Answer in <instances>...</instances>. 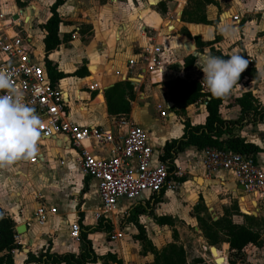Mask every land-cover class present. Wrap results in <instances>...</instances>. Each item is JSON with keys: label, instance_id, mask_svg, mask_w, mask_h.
I'll return each mask as SVG.
<instances>
[{"label": "rangeland", "instance_id": "obj_1", "mask_svg": "<svg viewBox=\"0 0 264 264\" xmlns=\"http://www.w3.org/2000/svg\"><path fill=\"white\" fill-rule=\"evenodd\" d=\"M53 1L54 0H14L12 2V0H9L7 4L9 8H13V11L15 9H23L27 16H32L33 25L30 27V32L33 34L38 43L39 49L43 53L42 39L45 33L42 30V25L50 16L49 8ZM158 1L160 2L161 0ZM210 1L211 3H205L200 0H179L178 10L181 9L185 2L181 15L176 25L174 24L176 29L175 32L185 37L182 39V42L181 39L179 41L178 39L174 40L176 43L175 46L177 45L182 48L181 50H178L180 58H185L187 53L194 50L193 45L195 47L196 45L192 37L195 36L201 38L202 41L203 38L206 40L205 43L203 42L205 44L204 47H196L197 55L208 52L217 56L222 52L229 51L231 54H240L244 56L246 52H252L257 48H261V50L264 51V14H258L255 17L253 14L254 12H252L254 2H258V6H263L264 0ZM133 2L142 8H146L148 5V0H133ZM156 2L157 0H150L149 4L154 5ZM167 2L171 1L169 0ZM169 6L172 11L170 12V15L163 13V9L159 8V6H156L153 9L161 15V19L164 22L171 23L169 18L171 15L175 16L176 13L174 11L175 7L171 3ZM89 9L90 5L87 7V10ZM178 10L177 14H179ZM150 11L152 12L153 10ZM151 12L149 14L151 19L155 22L161 21V19L159 20L152 15ZM183 14H185L184 19H186V25H191L189 26V29L191 28V33L187 30V27L183 26L181 23ZM236 14L239 15V18L241 19L239 24L232 21V17ZM200 16H206V19L208 18V24L196 23V20ZM252 18L257 19L256 23L246 26L247 22L251 21ZM63 23L65 27H61L60 30V33L63 35L62 41L59 48L54 51L57 52L58 55L55 57L56 60H50L56 64L57 69L60 71H62V68L68 71V69L71 68H81L82 66H85L89 72V76H92V74L89 71L88 65H100L101 70L96 73V75L94 74L97 76L95 79L91 78L87 83H79L78 78L67 77L63 80L68 86L66 88L65 86L67 84H62V87L65 88L67 96L73 99L74 104L72 108L73 110H77V113H79L78 116L82 119L81 121H86V123L98 126H107L112 120V115H110L107 110L106 101L104 110L102 109L104 105L96 99V97L99 96V93L90 90L88 87L93 84L91 83L93 80L100 82L99 84H105L106 81H104V79L106 77L104 75L107 73L108 68L114 72V68L112 69V66L109 67V62L112 59L114 52H117V44L114 43L115 41L111 38L112 36L115 37L114 31L104 33L103 36H100L97 30L98 36L96 40L90 25L84 23H81V25L76 20ZM220 23H222L221 26H219ZM66 24H68L69 28L66 27ZM76 26L80 27L77 32L78 36L77 34H73V32L76 33ZM235 27H237V29H235ZM163 33H166L167 36L168 34L171 36L174 32L170 31L168 28L166 29V27L162 25L160 30L156 31L155 34ZM151 34H153V31L149 32L148 35ZM256 37L260 38L257 40ZM244 38L246 40L247 51L242 42ZM220 42H222L221 45H219ZM234 48L235 50H233ZM249 64L252 66H259V62L256 64L255 61L252 62V64ZM199 75L198 71V78H200ZM262 75L264 78V71H262ZM261 78L257 77L256 81L258 84L262 83L264 86V79L261 81ZM174 79V76L166 74L162 82L163 88L134 89L135 96L131 102L130 113L127 116L129 117V115H132L133 117H131V119L134 123L142 121L145 122V124L147 123L144 130L149 131V134H155L157 132L161 135V130H163V128L167 129L168 122H171L170 127L172 130H175L173 132V137L177 139L183 130L184 122H188L192 125L201 124V113L204 111L203 103H205V99L202 98L189 106H183L182 104L172 102L169 97V88L167 84ZM123 81L129 82L130 80L123 78L122 82ZM117 82L120 81H115L113 83L115 84ZM138 84L139 83L136 82V85ZM85 85L88 87L82 88V86ZM107 87L108 86H104L102 93H105ZM158 106L161 108L160 111L166 113L165 116H161L160 112L157 111ZM166 106L171 109L168 111ZM106 112L108 114H106ZM134 117H139V120L135 121ZM148 123H151V125ZM154 126L156 127V130ZM246 130L242 132L241 130H236L234 131V134L246 138V136H249ZM255 132L254 135H258L257 139H263L262 141H264V123L258 126ZM40 143L45 146L51 144V142H49V144L47 142L43 143L39 141L38 144ZM262 144L264 145V142ZM38 149L37 155L41 160L40 165L30 166L28 165V160H21L10 167L0 169V206L4 208V211L0 208L1 215L9 218L13 216L17 219L30 222L34 218L33 213L37 206L36 203H41V200L37 199V197L40 196L43 198L44 202H47L48 195L46 193L49 184L47 182L50 180L46 182L44 178H40V173L46 168H51L50 170L57 168V162L54 161L55 157L48 155V150L44 146H39ZM59 150H61L59 152L65 160L66 165L61 167L59 172H54L57 177L55 174H51V179L59 180V183H62L60 184L61 188H66V185L69 182L78 184L80 182V175L78 173V168L73 163V152L60 148ZM188 158L190 157L188 156ZM192 159L198 163L200 156L196 154ZM56 180H52V183L58 186ZM183 180L184 182H182ZM84 183L86 185L87 182L82 180L81 187L73 189L66 188L67 190H65V199L73 208H71V206L64 207L63 194L59 193V189L55 191L51 190V193L56 196H53V199H51L50 206H53L54 208L56 207L55 209L58 214L55 217H49L44 226L39 228V231L41 232L49 228L53 229H51L52 231L49 240L46 242V245H44L42 250L38 252V255L46 251L58 253V251H55V246H59L58 242L54 245L52 241H54L59 235L60 229L66 228V226L61 227L64 214L66 216H71L73 209L77 210L78 205L86 202V200L82 198V188L85 186ZM178 183L179 185H177L175 189L169 191L172 196L170 197V201H166L167 204L164 206L165 210L156 212V206H153L152 208L148 207L149 210L151 209L152 211L150 210V212H147V210H145L138 214L139 216L143 213L140 216H143V218H133V216H130L125 224L122 225L123 229L125 226H129L125 231L123 230L122 239L112 241L107 236V232L92 233L98 234L92 240L90 239L91 243L93 241L95 246L93 247L92 243L93 252L96 255L101 256L106 254L107 250H112L111 252H113L116 258L121 261V264H153V256L150 253L144 252L143 245H145V243L139 240L141 237V230L139 231V229H135V231H133V227L130 226L132 223L135 225L136 222L142 227V238L145 239L146 242H149L159 252L174 244L173 236L175 232L178 236V244L183 246L189 264H214L211 260L209 250L211 245H209L203 238L197 217L210 219L214 222L220 218L222 213L221 205L223 202H231V200H227L226 198L228 196H224L223 193H221V190L216 186L202 184L200 181L192 179V175H186L184 173V177L181 180H178ZM182 183L187 184H185L184 187L182 186ZM87 186V190L89 191V185ZM72 193L75 194L73 195ZM161 196L162 195H160V197ZM162 201L163 200H161V202ZM90 206L91 205L89 204L86 205V207ZM214 207H216V211L213 209ZM208 208H211L212 211H209ZM246 210V215L252 216L259 221H264L263 217L258 215L255 209L253 210L247 207ZM156 216H167L172 220L174 227L157 226L154 220V217ZM232 220L233 222L238 221L236 218H232ZM86 223L83 222V226H87ZM132 231L134 233L129 235ZM218 239L219 242L214 245V249L218 250L220 253L213 256L216 264L221 263L223 256L226 258V264H264V230L263 239L260 244L257 246L249 245L242 252L231 251L228 248L226 237L224 235L220 234ZM78 243L81 245L79 241ZM69 248L70 247L67 246V249ZM120 250L122 253H119ZM16 251L17 250H15L14 253H11V255L13 256ZM221 254H223V256ZM95 264H102V262L98 261Z\"/></svg>", "mask_w": 264, "mask_h": 264}, {"label": "built area", "instance_id": "obj_2", "mask_svg": "<svg viewBox=\"0 0 264 264\" xmlns=\"http://www.w3.org/2000/svg\"><path fill=\"white\" fill-rule=\"evenodd\" d=\"M8 2L0 0V71L11 75L13 82L23 90L25 102L40 118L39 141L64 140L66 146L62 147L74 152V162L81 175L96 182L99 206L92 214L93 222L111 225L107 236L112 241L120 240L123 238L122 223L143 204V195L157 196L164 189H175L184 173L179 169L169 172L168 162L155 156L147 131L125 115L112 117L107 128L76 122L72 108L74 102L67 96L61 81L54 86L50 83L45 55L30 32L32 17H25L23 9L19 12L18 9H8ZM232 21L239 24L241 19L234 15ZM166 39L144 48L138 59L128 60L124 78L139 82L145 73L163 78L178 64L181 70L174 75L194 80L178 60L176 47ZM88 88L99 90L98 84ZM160 110L158 106L157 111L165 116L166 113ZM39 163L37 156L28 160L30 165ZM201 163L206 174L228 172L246 195L258 204L264 219V166L250 156L215 148L202 150ZM37 199L42 201L40 196ZM55 214V208H48L42 202L34 211L39 224H44ZM80 232L77 222L69 224V237L75 242L79 241ZM19 237L18 233L14 235L17 245Z\"/></svg>", "mask_w": 264, "mask_h": 264}, {"label": "crops", "instance_id": "obj_3", "mask_svg": "<svg viewBox=\"0 0 264 264\" xmlns=\"http://www.w3.org/2000/svg\"><path fill=\"white\" fill-rule=\"evenodd\" d=\"M149 1L150 0H148L147 7L142 8L141 6H137L136 4H134L133 0H122V1H120V0H63V4L58 8L59 17L61 20V23L59 25V34L58 35H59V38L61 41H62L63 35L60 33V30H61V27L62 28L65 27L63 22H69V21L76 20L80 24L84 23V24L90 25L91 30L93 31L96 40H97V36H98L97 30H98V33L100 36H103L104 33L114 31L115 35L114 34L113 35L115 37L112 36L111 38L115 41L114 43L117 44V48H116L117 52H114V55L112 56V59L109 62V67L112 66V69L114 68V72H113V70H110L108 68L107 73H105V75L103 74L106 77L104 79V81H106V83L103 85L99 84L100 82H98V81H95V80L91 81V83L98 84V86H99V90H98L99 96H97L96 99L104 105L103 107L101 106L102 109H104V110H105V100L103 97L104 93H102L101 90H103L104 86L114 85L113 82H115V81L122 82V79L124 78V75L126 74V71H127L126 66H127L128 60L138 59L140 52L144 48L148 47L150 44H157L161 41L167 40L166 38H168L171 41V45L173 47H176V53L178 56V60H180V61L182 60V58H180L179 52H178V50H181L182 48L178 47L177 45L175 46L176 43L174 40L178 39V41H179L181 39V42H182V39L185 37L183 35H180L177 32H175L176 29H175L174 24L176 25L180 15H181V12L185 6V2L183 4V6L181 7V9L178 10L179 0H170L171 2H167L169 0H161L160 2L157 0L156 4H154V5H150ZM161 3H164V7H165V9L163 10V13H166L169 15H170V12H172L169 4L171 3L175 7L174 11H175L176 15L175 16L171 15L169 18V20H171L170 21L171 23L164 22L161 19V15L153 9L156 6L158 7L159 4H161ZM89 5H90V9L87 10V7ZM7 8L10 9L9 6H7ZM147 8L150 10H153V11L151 12ZM252 9H253L252 12H254L253 14L255 17L258 14H264V5L258 6V2H256V3L254 2V6L252 7ZM11 10H13V8ZM177 10L179 11V14H177ZM150 12L157 19H159V20L161 19V21L155 22L153 19H151V16L149 15ZM24 13H25V10H24ZM25 15H26V13H25ZM220 19H221V17H220ZM207 20H208V18H207ZM256 20H257L256 18H252L251 21L247 22L246 26L251 25L253 23H256ZM181 23L183 24V26L187 27V30L191 33V28L189 29V26H191V25H189V24L186 25L185 22L184 23L181 22ZM221 24L222 23H220L219 26H221ZM232 24H233V22H232ZM162 25H164L166 27V29L168 28L170 31H173L174 33L171 36L168 34V36H170V37H168L166 35V33L155 34L156 31L160 30ZM66 27L69 28L68 24H66ZM79 29H80V27L76 26L75 27L76 33L73 32V34L74 35L77 34V36H78L77 32L79 31ZM151 31H153V34L148 35L149 32H151ZM191 35H193V34H191ZM172 37H174V38L171 39ZM202 38H203V36H202ZM256 38L258 40V38H260V37H256ZM200 40H201V42H204V43L206 41V40H204V38H203V41L201 38H200ZM178 41H177V43H178ZM242 42L244 43L243 45L247 51L245 38H244V40H242ZM221 44H222V42L219 43V45H221ZM193 47H194L193 48L194 50L191 51L190 53H187V55H186V57L193 56L195 58L194 65L189 70L190 76L193 77L194 80H201V79L203 80L204 73L202 72V70L200 68H198L196 66V58H197V56H199L196 53L197 48L194 45H193ZM233 50H235V48ZM51 55L49 56V59H51L50 58ZM221 55L229 57L232 54L229 51H225V52H222ZM243 57H245L249 61V63H251V64L254 61L256 62V64L259 62V66H257V65L252 66L250 64H248V65L251 66V68L255 67L254 69L257 72V77L261 78L263 76L262 71H264V51L261 50V48H257L252 52H246V54ZM195 68H197V69H195ZM77 69L78 68H71V69H68V71H66L65 69L62 68L61 72L65 73V74H70V73H73ZM180 70H181V66L176 64L171 68V70L168 74L172 75L176 78L174 73L179 72ZM198 71L200 74L199 75L200 78L197 77ZM95 75L92 74V76L88 75L87 77H85L83 79H78V82L79 83H87L88 81L91 80V78L95 79L97 77ZM256 79L252 80V81H248L247 77H244L243 79H239L238 85L234 87V89L232 90V92L230 93L229 96L224 98V100L220 106L219 112H220V116L223 120H238L241 117V110H240L239 105H237L236 100L238 98H240L245 93H250L252 95V97L255 100V103H253V105H255V107L257 109L264 108V86L262 85V83L258 84ZM263 79L264 78L262 77L260 80L263 81ZM163 80H164V77L161 78L157 74L145 73L143 78L139 82L136 81L139 84L137 86H133V85L132 86L134 87V89L135 88H138V89L139 88H145V89L163 88L162 87ZM60 81L64 85L67 84L64 82L63 79ZM67 86H68V84L65 87L67 88ZM87 87L88 86H86V85L82 86V88H87ZM70 99L73 100L72 98H70ZM130 105H131V102H130ZM166 109L169 111L171 108H168L166 106ZM203 110H204L203 113H201V122H200L201 124L204 123V120L206 117L205 103H203ZM78 114L79 113H77V110H74V120L76 122H78L80 124H89V123H86V121H81L82 119H81V117L78 116ZM106 114H108V113L106 112ZM157 114H158V112H157ZM112 117H114V116H112ZM131 117H133V116L129 115L128 118L131 121H133L131 119ZM138 118L139 117H134V120L138 121L139 120ZM110 123H111V121H110ZM110 123L107 126H99V127L107 128L110 125ZM135 123L137 125H140L141 127H143V129H145V125L147 124V123L145 124V122H143V121L142 122H135ZM263 123H264V120L261 122H257L254 125L244 123L245 125L242 128L237 129V130H241V132H242V131H245L247 129L246 132L248 133L249 136H246V138H245L243 136L241 137V136L236 135L237 137L243 138L247 142H251L260 148L261 152L258 153L257 155H255V160L257 161V163L260 166H264V145L262 144L264 141H262L263 139H257L258 135H254V134L256 133L255 131H256L257 127L262 125ZM148 124L151 125V123H148ZM170 124H171V122H168L167 129L163 128V130H161V132H162L161 135L158 134L157 132L155 134H149V131L146 130L147 133L149 134L148 135L149 144L152 147V149L155 151V156L158 155V157H159L160 153L162 152V148L166 142L175 139L173 137V132L175 130H172V128L170 127ZM92 125H94V124H92ZM95 126H98V125H95ZM155 130H156V127H155ZM182 132H183V130L181 131L180 136L182 135ZM46 142L47 143L51 142V144L49 143L50 144L49 146H45L42 143H40V144H38V147L44 146L48 150V155H52L53 157H55L54 161L57 162V166H56L57 168H55L53 170H50L51 168H48V169L46 168L47 169V170L45 169L46 171L44 170L43 172L40 173L41 175L39 174L41 176L40 178H44L46 180V182L48 180H50L47 182V183H49L48 187H47L48 190L46 193L48 195L47 202H44L43 198L41 201L46 207L54 208L53 206H50V204H51V199H53V196H56V195L51 193L52 192L51 190L55 191L58 189H59V193L63 194L64 207L65 206H71L70 204L67 203L68 201L65 199L64 194H65V190H67L66 188H70V189L71 188L72 189L73 188H79L82 185V180H85L87 182L86 185L84 183L85 186L82 188V198L84 200H86V202L82 203L81 205H78L77 210L73 209L74 214L72 212L71 216H66L64 214V216H63L64 218L62 219L63 224L61 227L66 226V228L60 229L59 235L56 237V239H54V241H52L54 243V245H55V243L58 242L59 246H55V249H56L55 251H58L57 254L69 253V254H72L74 256H77L79 251L82 249V244L79 245L78 242H75L74 240H72L69 237V224L72 222H77L80 225V228H82L83 222L84 223L87 222L86 223L87 226H84V227H89V226L91 227V226L96 225V223L93 222V218H92L93 212L99 206V199H98V195H97V191H96V182L93 180H90L88 178H84L81 175L78 166L74 162V158H75V156H74L73 163L78 168V173L80 175L79 176L80 182L78 184H76L74 182H69L66 185V188H61L60 184H62V183H59V180L57 181L56 179H51V176H52L51 174H55L54 172H59V169L66 165L65 160L60 155L59 151H61V150H59V148L63 149V150H69V149L66 147L63 148L64 146H66V144L64 143V140H61V139H55L52 141H45L43 143H46ZM73 154H74V152H73ZM196 154H198V156H200L198 163H196L192 159V157ZM36 156L38 157L37 154H36ZM188 156L190 158H188ZM201 160H202V151H198L193 147H188L184 150V152L179 153L177 155V158H176L174 164H175L176 170L179 169L183 173H185L186 175H192V179H196L197 181H200L202 184L216 186L217 188H219L221 190V193H223L224 196H228L226 199L231 200V202H228V201L223 202V204L221 205V212L222 213H221L220 217L223 215V208H229L231 206L232 202H235L237 204L239 214H241V216L240 215L232 216V218L238 219V221L233 222L235 224H243L242 215L249 216V215H246L247 214V212H246L247 207H249L250 209H253V210L255 209L257 211V214L262 216L261 210H260L258 204L255 201H253L248 195H246V193L243 191L242 187L237 185L234 182V180L232 179L231 175L228 172L219 171V172H216L213 174H206V172L204 171V169L202 167ZM61 161L63 162L62 165H60ZM39 162H41L40 159H39ZM28 165H30V164H28ZM38 165H40V163ZM38 165H30V166H38ZM55 176H56V174H55ZM52 180H54V181L56 180V182L58 183V186L55 185L54 183H52L53 182ZM185 184H187V183H184L182 186H184ZM87 185H89V188H90L89 191L87 190L88 189ZM169 191L170 190H165V189L162 190L161 193H162L163 197L162 196L159 197L161 193L157 196L154 195L155 197H158V201L155 204H154V199H151L152 196L143 195L141 200L144 199V202L142 205L138 206L139 207L138 209H140V208L142 209V208H146V207L152 208L153 206L154 207L156 206V210H155L156 212L165 210L164 206L167 204L168 201H170V197L172 196L171 192H169ZM161 200H163V201L161 202ZM71 203H73V202H71ZM37 204L38 203H36V205ZM87 204H89L91 206L86 207ZM36 207H35V209H36ZM0 208H1V210L4 211V208L2 206H0ZM71 208H73V207L71 206ZM213 209L216 211V207H214ZM147 210H148V212H150L151 209L149 210V208H148ZM132 213H133V211L131 212V216H132ZM57 214H58V212L56 210V214L54 216H49V217H55V216H57ZM141 215H139L137 217L143 218V216L140 217ZM1 216H3V215H1ZM33 217H34V213H33ZM156 217H167V216H156ZM11 219L14 221V223L16 225L15 228L17 226H20V225L25 226V231L22 234H20V237H19V244L18 245H20V249H18L15 252V254H13V256H12L14 264H24L28 258V255H32L34 257H38L40 255V254L38 255V252L40 250H42L44 245H46V242L49 240L50 235H51V231H52L51 229H53V228L46 229L43 232L39 231V228L44 226V224L46 222L44 224H39L35 220V217L30 222L17 219L13 216H11ZM125 222L126 221H124V223H122V225L125 224ZM132 224L130 226L133 227V231H135V229H137V228L134 224L133 225ZM139 224H140V222H139ZM122 225H121L122 232H123V230L125 231L129 227L127 225L123 229ZM108 226H110L109 231H111V229H112L111 225H108ZM157 226H159V225H157ZM160 227H167V226H160ZM133 231L131 233H129V235L133 234L134 233ZM61 233H62V235H61ZM92 233H101V232H92ZM92 233L88 234L89 240L90 239L92 240L94 237H96L98 235V234H92ZM92 243H93V247H95L93 241H92ZM67 246H69L70 248L67 249ZM78 247H80V248H78ZM64 251H67V252H64ZM111 251L112 250H107L106 254H108V253L113 254V252H111ZM42 253H44V252H42ZM50 253H54V252H50ZM119 253H122L121 250L119 251ZM106 254H104V255H106ZM104 255H101V256L96 255V256L102 257ZM221 255L223 256V254H221ZM98 261L100 262V260L98 259L96 261V263ZM28 264H36V263H28ZM113 264H116V263H113ZM220 264H226V258L224 256L222 257Z\"/></svg>", "mask_w": 264, "mask_h": 264}, {"label": "trees", "instance_id": "obj_4", "mask_svg": "<svg viewBox=\"0 0 264 264\" xmlns=\"http://www.w3.org/2000/svg\"><path fill=\"white\" fill-rule=\"evenodd\" d=\"M205 3H211L210 0H200ZM63 4V0H54L49 8L50 16L42 25V30L45 35L42 39L43 51L45 55L44 63L47 74L52 86L58 81L66 77H76L83 79L89 75L85 66L78 68L73 73L65 74L57 69L52 60H56L58 55L56 51L61 40L59 38V25L61 23L58 8ZM159 8L165 9L164 3L159 4ZM182 17V22L186 23V19ZM196 23L208 24L206 16H200ZM191 37V36H189ZM197 48L204 47L205 44L200 41L199 37H192ZM225 60L228 56L218 54ZM245 58V57H244ZM246 59V58H245ZM195 62L193 56H188L181 60V65L185 71H189ZM91 74H96L101 70L100 65H88ZM247 77L248 81L257 78V72L254 68L248 65L247 69L241 74L240 79ZM169 97L172 102L182 104L183 106L193 105L200 99H205L206 117L203 124L192 125L188 122L183 124L182 135L164 144L162 152L159 155V160L168 162L169 172L176 170L175 160L179 153L184 152L188 147H193L198 151L206 148H215L227 150L234 153L250 156L255 159V155L261 152L260 148L251 142H247L243 138L237 137L234 131L242 128L245 124H256L264 120V108L257 109L253 103L254 98L250 93L243 94L236 100L241 110V117L238 120H223L220 116V106L224 98H215L203 85L202 80H191L188 78L176 77L168 82ZM134 87L130 82H118L104 93L106 107L112 116H127L130 113V102L134 99ZM245 123V124H244ZM184 181V180H183ZM182 181V182H183ZM162 195V193L160 194ZM160 197V196H159ZM154 204L158 201V197L152 196ZM136 207L133 210L132 216L137 217L140 212L148 209ZM148 212V210H147ZM240 215L237 204L232 202L229 208H223V215L216 221L197 217L203 238L206 242L214 246L219 242V235L226 237L228 248L231 251L242 252L247 246H257L263 239L264 221H259L252 216L243 217V224H235L232 221V216ZM154 220L159 226H167L173 228V222L168 217H154ZM15 223L9 217L0 215V264H14L11 252L20 249V245L14 243ZM135 226L141 230L140 241L144 242L143 249L145 253H150L153 256V264H189L186 259V253L182 245L178 244V236L174 232V244L168 246L163 251L156 250L149 242L142 238V227L135 222ZM110 226L103 225L97 222L95 226H82L79 241L82 244V249L77 256L69 253L57 254L46 251L38 257L28 255L24 264H95L99 259L102 264H121V261L114 254H106L102 257H97L92 249L91 241L88 239V234L92 232H109ZM143 252V254H144ZM220 253L213 249L210 252L211 260L214 264L213 256Z\"/></svg>", "mask_w": 264, "mask_h": 264}, {"label": "clouds", "instance_id": "obj_5", "mask_svg": "<svg viewBox=\"0 0 264 264\" xmlns=\"http://www.w3.org/2000/svg\"><path fill=\"white\" fill-rule=\"evenodd\" d=\"M225 60L208 52L196 58L204 73L202 83L215 98H226L238 85L249 61L240 54ZM0 169L21 160H31L38 153L41 120L25 102V94L11 75L0 71Z\"/></svg>", "mask_w": 264, "mask_h": 264}, {"label": "water", "instance_id": "obj_6", "mask_svg": "<svg viewBox=\"0 0 264 264\" xmlns=\"http://www.w3.org/2000/svg\"><path fill=\"white\" fill-rule=\"evenodd\" d=\"M129 82L131 83V85H133V86H137V85H136V81L130 80ZM112 86H113V85L108 86L107 89L111 88ZM171 105H172V103H171ZM208 210H209V211H212L211 208H208ZM15 231H16V233H18V234H22V233L25 231V226H24V225L17 226V227L15 228ZM213 249H214V246H211V247L209 248L210 252H212Z\"/></svg>", "mask_w": 264, "mask_h": 264}, {"label": "bare ground", "instance_id": "obj_7", "mask_svg": "<svg viewBox=\"0 0 264 264\" xmlns=\"http://www.w3.org/2000/svg\"><path fill=\"white\" fill-rule=\"evenodd\" d=\"M18 12H19V10H18ZM23 13H24V10H23ZM20 14H22V13H20ZM24 16H25V17H28V16L25 15V13H24ZM101 92H102V90H101Z\"/></svg>", "mask_w": 264, "mask_h": 264}]
</instances>
